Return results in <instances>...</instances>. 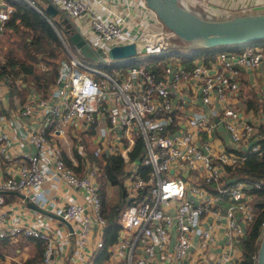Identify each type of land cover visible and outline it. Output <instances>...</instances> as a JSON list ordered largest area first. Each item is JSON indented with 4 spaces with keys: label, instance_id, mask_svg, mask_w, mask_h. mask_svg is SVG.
<instances>
[{
    "label": "built area",
    "instance_id": "1",
    "mask_svg": "<svg viewBox=\"0 0 264 264\" xmlns=\"http://www.w3.org/2000/svg\"><path fill=\"white\" fill-rule=\"evenodd\" d=\"M13 1L41 10L38 0ZM48 1L67 12L75 29L101 53L95 59L85 57L61 36L69 60L58 67L56 92L50 98L37 96L35 106L29 103L21 110L42 119L28 135L32 151L16 160L17 176L0 179V239L42 241V257L35 264H97L108 222L102 212L98 169L89 162L84 172H78L46 132L47 124H55L53 130L63 136L69 124L81 121L76 126L88 134L94 125L96 136H91L98 142L94 154H120L128 169L125 188L130 202L120 211L118 239L106 247L108 256L102 264H235L240 257L235 241L253 218L251 189L262 182L236 180L228 168L239 167L247 153L260 150L264 119V111L247 110L245 100L236 101L235 96H240L242 74L264 65V46L223 50L208 63L195 58L187 65L175 53L166 55L176 42L147 0ZM13 10L8 0H0L1 21ZM243 11H264V3ZM130 43L135 44V55H166L160 58L167 61L122 66L113 74L99 67L113 59L109 55L113 46ZM155 63L162 64L160 72L152 69ZM5 82L0 77V100L6 94ZM72 136H78L75 130ZM138 137L143 152L133 160ZM12 144L0 125V155L12 160ZM46 165L51 169H44ZM141 165L149 167L146 177L140 173ZM52 179L84 192L87 203L48 196L46 189L59 184H51ZM9 191L27 195L51 214L31 208L22 197L20 205L8 202ZM25 203L38 212L34 221L25 219ZM53 218L69 229L54 225Z\"/></svg>",
    "mask_w": 264,
    "mask_h": 264
},
{
    "label": "trees",
    "instance_id": "2",
    "mask_svg": "<svg viewBox=\"0 0 264 264\" xmlns=\"http://www.w3.org/2000/svg\"><path fill=\"white\" fill-rule=\"evenodd\" d=\"M8 1L13 4L14 10L1 25L0 47L2 43H8V45L6 44V52L0 58V77L9 78L11 92V89L14 88L16 77L23 75L24 80L29 79L33 81L35 86L42 90V97L50 98L53 94L52 87L56 81L58 65L62 59L67 57L63 42L48 19L37 9L26 2ZM52 20L61 35L71 42L69 37L70 32L76 30L71 19L59 15L54 19L52 18ZM173 42H176V46H170L169 52L166 55L175 53L187 65L195 58H201L204 62L208 63L210 60L215 59L219 51L228 50L230 47L229 45L213 47L194 46L179 37L176 40L173 39ZM247 44L234 45L233 49H243ZM251 44L264 46V39L251 42ZM166 55L151 56V58L155 60L160 57H166ZM42 66H45L44 70H42ZM152 69L160 72L162 64L155 63ZM240 92L241 89L239 90ZM241 94L240 96H242ZM243 96L247 110H253L257 114L263 113L264 99L258 93L249 90ZM2 104L3 102L0 101V117L7 114V108ZM51 128L52 125L47 124L46 132ZM89 132L90 136L95 133L94 125L91 126ZM259 134L260 150L258 152L247 153L245 161L239 167L234 169L228 168L229 175L233 176L236 180H243L251 185L258 181L262 182L261 187L251 189V193L253 194L251 201L254 212L253 218L246 225V232L235 241L236 248L240 251V257L235 261V264H256V257L262 237L261 221L264 217V119L260 124ZM84 136L85 132L81 131L77 138L74 139L72 136L71 140L74 144L80 141H83L82 143L84 144ZM135 144L130 156L133 160L140 158L138 155L142 156V138L138 137ZM73 150L77 164L66 158L64 153L63 156L75 169L80 171L82 165L85 168V165L88 164L86 163L87 160L98 169L97 178L100 185L102 212L108 221L103 233L105 249L101 250L96 257L97 264H102L103 257L108 256L106 247L112 245L118 239L121 227L119 220L120 211L130 202V200H127L125 188V178L128 175L127 165L120 154L103 153L95 155L94 151H88L86 154L85 147L83 149L85 154H82L75 145L73 146ZM148 170V166H140V173L145 177ZM206 186L209 190L213 191L210 185ZM146 192V188L142 190V194ZM5 240L7 241V239H1L0 242H5ZM37 241L40 244L34 255L28 256L22 261L12 260L3 264H35L42 257L43 252V247L41 246L43 242Z\"/></svg>",
    "mask_w": 264,
    "mask_h": 264
},
{
    "label": "crops",
    "instance_id": "3",
    "mask_svg": "<svg viewBox=\"0 0 264 264\" xmlns=\"http://www.w3.org/2000/svg\"><path fill=\"white\" fill-rule=\"evenodd\" d=\"M43 1L45 2V5L43 4L44 6L42 7H40L41 5H39L41 10L40 11L38 10V11L40 13H44V15H46V18L48 17L54 23L52 18L54 19L58 17L59 15L53 16V15L46 13L45 8L49 1L48 0L47 1L43 0ZM189 1H190L189 4L191 6L193 5L194 10H196L200 14L206 15L208 17H214V18H224V17H231L234 15L247 14L250 12H244L243 9H246L247 7L253 4L264 3V0H208L209 1L208 3L211 4L210 6L211 8H209L207 2H201V1L196 2L193 0H189ZM1 25H0V33H1ZM65 43L68 45V47L75 49V47H73L75 45H73L72 42L67 41V39H65ZM65 43L63 42L64 47H65ZM6 46H7L6 43L1 44L0 58L6 52ZM231 50H235V49H231ZM236 50L240 51L242 49H236ZM63 60H66V61L69 60L68 52H67V57L65 59H62L61 62ZM150 61L155 62L154 60H150ZM44 69H45V66H42V70ZM57 73H58V68H57ZM16 78L17 79L14 80V88L11 89V92H10L9 78L4 77L5 81H7L5 82L7 84L6 85L4 84V87L6 89V94H4V96L2 97L3 99L0 100L3 102L2 105L7 108V114L2 115L0 117V125L3 127L5 131L9 133V135L11 136V138L14 140V143H15L11 145L10 152H11L12 160L6 158L5 153H2L0 155V179H5L11 175L17 176L18 167H19L20 162L16 160L19 159L20 157L23 159L24 158L23 156H25L27 152L32 151L31 145L29 143L28 135L29 133L33 132L36 128H39L42 123V119L39 118V115L30 117V116L23 115L21 113V110L27 104L30 103L31 105L35 106V103H36L35 98L41 95L42 90L37 88L35 84L33 83V81H30L29 79L24 80L23 75L21 76L19 75ZM249 90H253L254 92L258 93L260 96L264 95V65H262L260 68L256 70H246L242 74L241 92H240L242 93L241 94L242 96L236 95L235 96L236 101L241 100L242 102V99L245 100L243 94L248 93ZM52 92L53 93L56 92V81L52 87ZM55 127L56 125L53 124L52 128L48 131L49 133L47 132V134L50 136V138L55 140V144L63 150L64 156L73 162V160H75L73 146L75 145V147L78 150H80L83 154L81 143L77 142L76 144L71 146L72 143H71V140H69V138L71 139L72 132L71 131L69 132L66 129L65 134L61 136L57 132L52 130V129H55ZM94 134L96 136V133ZM77 137H74V138H77ZM97 145L98 144H96V146ZM86 163H89V161H87ZM50 166L46 165L44 166V169L49 170L51 169ZM84 171H85V168H83V165H82V169L78 172H84ZM52 182H56L59 184L57 188L46 189L47 191L46 193L48 196L56 195L57 197L64 199V200L69 199V200L81 202L84 204L87 203L85 194L81 190H78L74 187L63 184L62 182L56 179H52L51 184ZM45 185L48 186L49 182H46ZM5 195H6L5 196L6 200L8 202L19 203V205L21 204L20 201L22 199L19 194L14 193V192H6ZM25 205L28 207L26 203ZM37 214H38L37 211L28 207L27 211L25 212V216H26L25 219L34 221ZM57 220L59 219L53 218L52 223L54 225L56 223L59 224L61 228L63 227L68 228V226L63 221L59 223ZM194 239H195V243L197 242L198 244L200 237L196 236ZM16 242L17 240H8V239L7 241L5 240V242H0V257L4 261H6V263L12 260L20 261L21 259H25L28 256L34 255L40 244V242L37 240L31 239V238H23V237L20 238L18 242L19 245H16L15 244ZM41 246L43 247V243ZM238 252L240 255V251ZM216 253H217V249L212 251V254H210L211 258H214L216 256ZM66 262L67 261H65L64 264H67Z\"/></svg>",
    "mask_w": 264,
    "mask_h": 264
},
{
    "label": "water",
    "instance_id": "4",
    "mask_svg": "<svg viewBox=\"0 0 264 264\" xmlns=\"http://www.w3.org/2000/svg\"><path fill=\"white\" fill-rule=\"evenodd\" d=\"M147 4L157 13L165 26L175 32L179 38L194 46L251 44V42L264 39V11L214 18L200 14L186 5L183 0H147ZM45 12L53 16L59 14L61 17L64 15L69 17L67 12L61 11L50 2L47 4ZM42 14L44 15V13ZM44 16L46 17V15ZM47 19L61 37L57 26L48 17ZM1 23L2 21H0V25ZM69 37L73 45L79 48L85 57L95 59L101 53L100 48L92 49L77 30L70 32ZM135 53L134 43L115 45L109 50V55L112 58L129 57ZM9 192L19 194L31 208L50 213L31 201L27 195L16 191ZM56 216L62 219L61 216ZM256 264H264V233L261 237Z\"/></svg>",
    "mask_w": 264,
    "mask_h": 264
},
{
    "label": "rangeland",
    "instance_id": "5",
    "mask_svg": "<svg viewBox=\"0 0 264 264\" xmlns=\"http://www.w3.org/2000/svg\"><path fill=\"white\" fill-rule=\"evenodd\" d=\"M201 2H209L208 0H200ZM187 2V1H186ZM39 5L44 4L45 2L43 0H38ZM42 5V6H44ZM188 6H190L191 8H193V5L191 6L189 3L186 4ZM194 9V8H193ZM253 13V12H251ZM165 30L169 33V35L171 36L172 39H177L178 35L173 32L171 29H169L167 26H165ZM8 45V43H6ZM230 47L228 48V50H231L234 48V45H229ZM236 50V49H235ZM136 58H130V59H125L126 57H121V58H113V59H108L106 64L100 65L99 67L104 69L105 71L113 74L115 73L117 70H119L120 67L122 66H131L133 64L140 66V65H144L149 63L150 60H153V58H151L148 55H140V54H136L135 55ZM155 62L157 61L156 59L154 60ZM167 59L166 58H160L159 62H166ZM81 123V121H78L76 124ZM76 124H69V126L67 127V130L70 132H72L73 130H75V133L79 134L84 128H81L80 126L77 127ZM75 139V138H74ZM69 140H71L69 138ZM84 142L86 143H82L83 141H80V143H82L83 149L85 147V152L86 154L89 152H92L96 149V144H98L97 142V138L90 136L87 132H85V136H84ZM71 146L74 144V142H72L71 140ZM96 143V144H95ZM85 152L83 151V154H85ZM179 172V171H178ZM190 179V178H189ZM186 180V179H185ZM225 204H227V201L224 202ZM19 240L20 237H18L17 242L15 243L16 245H19ZM165 264V263H162Z\"/></svg>",
    "mask_w": 264,
    "mask_h": 264
},
{
    "label": "bare ground",
    "instance_id": "6",
    "mask_svg": "<svg viewBox=\"0 0 264 264\" xmlns=\"http://www.w3.org/2000/svg\"><path fill=\"white\" fill-rule=\"evenodd\" d=\"M184 1V3L185 4H188V3H190V1L189 0H183ZM187 1V2H186ZM194 1V0H193Z\"/></svg>",
    "mask_w": 264,
    "mask_h": 264
}]
</instances>
